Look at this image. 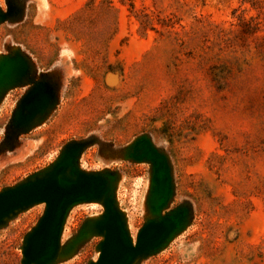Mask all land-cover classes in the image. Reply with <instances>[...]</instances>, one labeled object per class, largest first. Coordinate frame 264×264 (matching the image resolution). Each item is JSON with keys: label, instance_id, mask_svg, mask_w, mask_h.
<instances>
[{"label": "rangeland", "instance_id": "rangeland-1", "mask_svg": "<svg viewBox=\"0 0 264 264\" xmlns=\"http://www.w3.org/2000/svg\"><path fill=\"white\" fill-rule=\"evenodd\" d=\"M18 1L21 17L0 24V56L19 49L58 91L48 117L11 149H2L6 128L28 87L2 101L0 190L45 169L68 142L92 140L80 168L119 173L118 204L134 239L147 216L149 166L120 153L147 136L171 165L167 211L187 203L192 214L139 264H264V0ZM42 211L0 229V264H20ZM101 211L74 207L62 243ZM99 240L60 264L96 260Z\"/></svg>", "mask_w": 264, "mask_h": 264}, {"label": "water", "instance_id": "water-1", "mask_svg": "<svg viewBox=\"0 0 264 264\" xmlns=\"http://www.w3.org/2000/svg\"><path fill=\"white\" fill-rule=\"evenodd\" d=\"M5 4L6 11L0 8V24L22 15L18 0H6ZM19 87L28 90L12 112L2 149H11L20 135L41 124L56 104V81L47 75L36 78L29 58L14 49L0 56V105L9 91ZM91 144L92 140L68 142L45 169L0 190V229L19 214L43 206L41 216L22 239L20 264L66 262L93 238L100 240L95 247L97 258L89 264H139L167 248L188 228L192 214L189 204L167 211L173 195L169 159L149 137L142 136L120 153L122 159L149 166L142 204L147 216L133 239L127 217L118 204L119 173L80 168L81 156ZM83 204H97L102 211L85 219L77 232L62 243L71 210Z\"/></svg>", "mask_w": 264, "mask_h": 264}, {"label": "trees", "instance_id": "trees-1", "mask_svg": "<svg viewBox=\"0 0 264 264\" xmlns=\"http://www.w3.org/2000/svg\"><path fill=\"white\" fill-rule=\"evenodd\" d=\"M247 0H243V2H246ZM251 6L254 8L255 7V4H251Z\"/></svg>", "mask_w": 264, "mask_h": 264}]
</instances>
